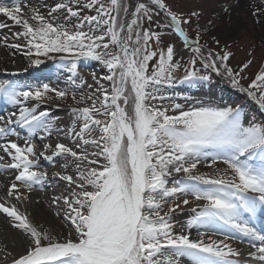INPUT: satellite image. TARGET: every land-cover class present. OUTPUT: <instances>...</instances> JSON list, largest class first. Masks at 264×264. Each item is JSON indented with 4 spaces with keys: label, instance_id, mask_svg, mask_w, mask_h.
<instances>
[{
    "label": "snow or ice",
    "instance_id": "6c2138e0",
    "mask_svg": "<svg viewBox=\"0 0 264 264\" xmlns=\"http://www.w3.org/2000/svg\"><path fill=\"white\" fill-rule=\"evenodd\" d=\"M231 7L221 5L228 15ZM0 15L12 22L0 21V29H22L11 36L23 43L0 36L13 62L18 53L33 68L70 60V88L91 89L78 99L48 82L0 80V101L17 108L0 116V173L14 174L0 183V215L16 233L11 249L0 243L4 264H264V65L245 87L253 59L233 69L228 44L220 47L215 35L220 51L201 43L214 21L201 25L202 12L181 10L178 0H11L0 2ZM252 15L261 23L264 7ZM170 34L181 48L166 42ZM82 59L107 70L92 73L95 87L78 70ZM214 74L254 102L259 115L212 93ZM177 83L207 85L213 98L179 95ZM53 99L85 104L71 106V124L59 130L70 143L50 142L56 121L39 108ZM36 139L49 142L38 148ZM41 157L63 158L61 170L50 178ZM204 162L224 167L210 175L198 169ZM53 181L66 187L49 206L63 205L55 215L71 225L55 235L18 207ZM186 210L191 215L182 223L177 216ZM244 241L248 259L233 246Z\"/></svg>",
    "mask_w": 264,
    "mask_h": 264
},
{
    "label": "rangeland",
    "instance_id": "374dc122",
    "mask_svg": "<svg viewBox=\"0 0 264 264\" xmlns=\"http://www.w3.org/2000/svg\"><path fill=\"white\" fill-rule=\"evenodd\" d=\"M44 3L46 2L49 6L53 5L55 2H58V0H42ZM244 0H178V5L181 10L188 11L191 9H196L202 12L203 16L200 20V24L204 25L207 20L212 19L215 23V27L211 28L208 32L203 33L201 43L207 45L209 48H214L216 51H220V47H222L224 44H228L230 46V51L234 53V56L230 59L229 64L233 69H237L238 66H240L243 62H246L248 59H253V64L249 67V69L246 70L245 76L246 79L242 81V83L245 85V87L248 85V83L254 78V76L258 73L259 70H261L262 65H264V20H262L261 23H256L252 12L257 7H264V0H249L250 5L248 7H245L242 3ZM247 1V0H245ZM0 2L8 4L7 0H0ZM231 4L232 7L230 8V15L225 14L222 11L221 5ZM45 11V9H43ZM26 15L30 16L31 12L28 9H25ZM0 21L12 25V22L7 19L5 16L0 15ZM57 23L60 21H56ZM19 30L22 29L17 26ZM190 37H194L195 35V29L193 26V29L189 32ZM215 35L218 39L221 41V46L218 47L215 45L212 40L211 36ZM166 42H172L175 43L177 48H181V40L174 34L168 35L166 38ZM153 47H155L153 45ZM251 54V55H250ZM15 57H17L19 60H23L24 63L27 66H21L20 68H33L30 66L28 60L26 57H24L22 54H17ZM185 59H187V56H185ZM86 61L81 60L79 62L78 69L80 68V63ZM91 62L95 65V68L91 69H81L82 70V76L87 80L88 84H92L95 87V82L92 79V73H95L97 77L105 76L107 75V70L97 61H86ZM59 64L60 67L64 68L65 71H67V68L70 66L71 61H64L61 62L60 60H45L46 64ZM151 63H154L151 62ZM24 65V64H23ZM199 67V65H197ZM35 69H43V66L40 65L38 68ZM55 70V69H54ZM68 72V71H67ZM71 74V73H70ZM183 69H181L179 72H177L175 75L178 78L183 77ZM44 80H40L38 83H43ZM212 81H216L221 88L229 94L226 98H224L225 101L228 103H233V106H235L236 103H243L246 111H251L253 114L259 115L256 109V105L254 102H252L250 99L243 96V94L236 93V90L231 89L230 85L226 82L225 78H218L215 74L212 77ZM53 87L63 88L59 84L48 82ZM79 83V81H78ZM101 83L105 84V87H108V83L105 81H101ZM35 84V85H36ZM34 85V86H35ZM188 84H179L177 83L175 86V90L179 95H188L186 92L178 91L180 87L187 86ZM190 86V85H189ZM207 86V85H206ZM70 92L75 91L77 93V98L79 99V96L81 92L87 94L90 93L91 89H88L87 87H84L83 89L79 88H70L68 85ZM176 102H179L176 101ZM88 104L91 103V101L87 102ZM46 104L55 105L57 107H71V106H77V107H83L85 106L84 103H81L79 105H75L71 99H68L67 101H60L59 99H53L52 101H49ZM250 107H253V109H256L255 111L249 109ZM68 112V110H67ZM68 121L72 120V114H69ZM261 119H264V117H260ZM71 123H68L66 125V128L70 126ZM224 165L218 164L214 168L208 167V165H204L202 169H199L201 172L208 173L210 175H215L219 169H222ZM182 175V174H181ZM71 230V226H67V231ZM63 232V231H61ZM53 235H55L57 232H52ZM63 239V236L60 237Z\"/></svg>",
    "mask_w": 264,
    "mask_h": 264
},
{
    "label": "bare ground",
    "instance_id": "6f19581e",
    "mask_svg": "<svg viewBox=\"0 0 264 264\" xmlns=\"http://www.w3.org/2000/svg\"><path fill=\"white\" fill-rule=\"evenodd\" d=\"M8 4L11 3V0H7ZM24 2L29 4H43L42 0H24ZM242 3L245 7L250 5L249 0L243 1ZM43 11V8H41ZM19 28L17 26H12L11 28L0 29V36L8 35L10 43H23V39L14 40L11 36L12 32H19ZM12 49H6L3 46V43H0V80H14L15 82L22 84V85H31L34 86L40 80H44L43 82H53L59 84L63 88L68 87L67 78L71 75L69 72L65 71L64 68H58V72H53L52 67L48 64L42 65L43 69H35L30 68L27 72H24L23 69L20 68L21 66H27L23 60H19L17 57L14 58L10 55ZM24 64V65H23ZM91 69L95 68V65L91 62L83 61L80 63V68L78 69L79 72L82 74L81 69ZM213 82L212 93H215L216 96L226 98L229 94H227L221 86L216 82ZM178 91L186 92L188 96L195 97L197 99H209L213 98L209 92V86H204L203 88L199 86H183L178 89ZM228 98V97H227ZM180 103H183V100H179ZM47 109L50 112V116L56 121L55 129L53 132L52 137L50 138V142L55 144L57 141L63 143H70V140L66 138L61 129H65L68 123V117L70 112V108L66 107H57L51 104H43L40 106L39 111H44ZM249 109L253 110V107ZM68 110V112H67ZM13 111H17V108L7 105L6 103L0 101V116H5L10 114ZM25 135V132L21 130V139L18 140V143H23L22 137ZM11 139H16V137H11ZM43 142H49V140H45ZM41 140L36 139L35 143L37 144L38 148L41 147L42 143ZM2 154V153H0ZM7 159V157H6ZM63 158H54V161H47L44 158H40V170L47 171L51 178V174L54 171H60L61 165L63 164ZM207 162H204L202 165L198 166L200 169L206 165ZM221 165V164H220ZM71 171V170H69ZM12 175L9 173H0V183L5 182V178L10 182L12 179ZM65 183L62 181H53L51 183L45 184L43 188L37 186L34 188L33 193L31 194V200L33 202L25 203L23 205H19L18 207L21 208L22 211H27L30 214V218L37 226H43L46 229L51 230L52 232H61L67 231V224L64 227V221L62 216H56L55 213L60 211L63 208L61 205V209H58L54 206H49L51 203V197L59 195L61 192L65 191ZM23 190V189H21ZM4 195V190L0 189V196ZM35 201H39V203H35ZM16 201H13L15 203ZM193 205H189L188 207L191 208ZM191 215L189 211H185V213L180 214L177 216V219L182 223H186L187 218ZM71 226V225H70ZM178 231L180 229H177ZM200 232L208 231L207 229H200ZM197 234V230H192V235L195 237ZM16 236V233L13 229L8 227L7 219L4 215H0V243L5 241L8 242L9 249L12 248V239ZM214 239H219L223 237L213 236ZM233 246L239 249L244 250L246 255V251L250 249V245L247 241L241 242H233ZM0 264H4L3 261V253L0 252Z\"/></svg>",
    "mask_w": 264,
    "mask_h": 264
}]
</instances>
